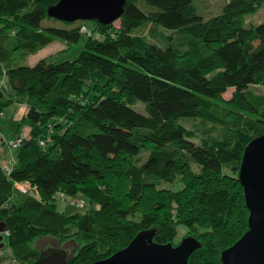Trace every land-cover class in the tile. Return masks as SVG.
<instances>
[{"label": "trees", "instance_id": "trees-1", "mask_svg": "<svg viewBox=\"0 0 264 264\" xmlns=\"http://www.w3.org/2000/svg\"><path fill=\"white\" fill-rule=\"evenodd\" d=\"M58 1L0 0V63L13 93L27 97L19 126L29 128L8 170L0 158V195L12 196L17 184L33 189L19 205L0 206L4 246L31 264L36 237L73 239L65 264H90L144 230L175 245L183 225L201 243L188 264H221V252L248 229L238 173L246 145L264 133V94L248 89L264 87V0H226L209 18L190 12L192 0H126L117 26L90 20L89 34L83 20L48 15ZM260 8L262 22L240 25ZM156 28L176 37L153 41ZM81 37L73 60L19 63L56 39ZM229 88L223 108L217 100ZM12 101L0 89V113ZM221 112L219 135L198 141L180 123ZM118 172L123 192L115 193ZM178 176L180 190L161 187ZM61 189L96 207L65 215L53 199Z\"/></svg>", "mask_w": 264, "mask_h": 264}, {"label": "water", "instance_id": "water-1", "mask_svg": "<svg viewBox=\"0 0 264 264\" xmlns=\"http://www.w3.org/2000/svg\"><path fill=\"white\" fill-rule=\"evenodd\" d=\"M126 0H60L48 8V15L58 20H98L112 23L123 12ZM238 179L249 212L248 229L220 254L221 264H264V133L246 145ZM4 228L0 227V248L4 246ZM155 231L137 233L129 244L112 255L90 264H188L189 256L201 246L193 236L178 244L157 243ZM65 251L40 252L31 264H65Z\"/></svg>", "mask_w": 264, "mask_h": 264}, {"label": "rangeland", "instance_id": "rangeland-1", "mask_svg": "<svg viewBox=\"0 0 264 264\" xmlns=\"http://www.w3.org/2000/svg\"><path fill=\"white\" fill-rule=\"evenodd\" d=\"M226 0H192L190 4V12L194 14H199L204 18H209L220 12L222 6L225 4ZM263 20V9L260 8L257 11L246 14L242 16L239 20L240 25L242 27H248L251 25H257ZM47 24L60 26L61 23L59 21L54 22L53 20H45ZM86 28L90 30H95V26L93 22L90 20L85 21ZM114 25H118V20L114 21ZM163 35H172L174 38L176 34L171 33L166 30H162L159 28L154 29V38L151 36L153 41L161 42ZM83 46V38L81 37L78 42L73 44H66L65 42L56 39L52 43L47 46H44L37 50L35 53L30 54L23 60H21L20 64H29L32 65L36 61L41 58H48L51 61H62V60H73L76 58L78 53L80 52ZM0 89L4 91V93L13 99V101L7 105L3 111L0 113V158L1 162L5 164L8 159L15 158L17 153V148H11L9 145L11 142H18L19 138H27L29 128L28 126H19V123L23 116L26 114L28 109L27 97L15 95L11 90L10 86L7 83L6 76L4 75L2 64L0 63ZM253 93L264 94V87L261 85H250L248 87ZM234 89L229 88L227 91L219 97L217 103L225 108L227 107L228 101L233 97ZM142 104L138 103L136 108L141 111ZM222 113V112H221ZM223 118L220 113H212L207 118L204 119H182L180 123L189 131L193 133L192 138L194 141H198L199 136L213 134L219 135L220 130L222 129L223 122L221 119ZM24 138V139H25ZM145 154H143L144 157ZM119 168L118 163L115 167ZM195 168V167H194ZM118 176H115L118 180H120V186H115V193L123 192V181L120 179L123 176L122 172L117 173ZM111 181L107 182L105 188L111 190ZM105 184H103L104 186ZM161 187L169 189L170 191L180 190L182 188L181 177L178 176L176 180L172 183H162ZM113 190V191H114ZM32 186L29 184H17L14 187V191L12 196H2L0 195V206H8L17 204L19 205L28 194L32 192ZM111 193L112 190H111ZM114 193V194H115ZM122 196V195H121ZM125 197V196H124ZM58 210L62 211L65 215H73V214H83L91 208H95L96 206L89 204L79 195H75L73 197L67 196L64 191L58 190L53 197ZM80 200H84V204L82 207L77 206V202ZM140 214H135L133 217L134 220L139 219ZM8 223L10 219L7 220ZM13 224V223H12ZM11 224V225H12ZM13 227H16L13 225ZM177 236L175 238V245L178 244L184 237L190 235L189 228L179 225L177 228ZM3 242H6V239L3 238ZM33 247L40 252H53V251H65L68 256L73 255L76 249V241L73 239H66L64 242H60L59 239L52 235H40L36 237L34 240ZM104 254V252H103ZM102 254V255H103ZM101 255V254H100ZM0 264H20L18 263L11 249L8 246H4L0 248Z\"/></svg>", "mask_w": 264, "mask_h": 264}, {"label": "built area", "instance_id": "built-area-1", "mask_svg": "<svg viewBox=\"0 0 264 264\" xmlns=\"http://www.w3.org/2000/svg\"><path fill=\"white\" fill-rule=\"evenodd\" d=\"M80 31H85L86 34H89L90 33L85 26H82L80 28ZM20 142H21V140L18 139V142H11L9 146L11 148H17L19 146ZM13 163H14V160L13 159H10V161H8L7 163H5V169L8 170L9 167H11ZM83 204H84V201L83 200H80L79 202H77V206L78 207H82Z\"/></svg>", "mask_w": 264, "mask_h": 264}]
</instances>
